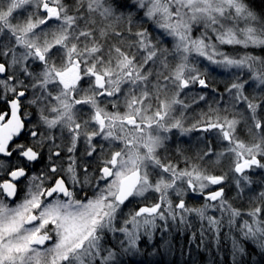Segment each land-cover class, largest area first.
I'll return each mask as SVG.
<instances>
[{
	"label": "snow or ice",
	"instance_id": "6c2138e0",
	"mask_svg": "<svg viewBox=\"0 0 264 264\" xmlns=\"http://www.w3.org/2000/svg\"><path fill=\"white\" fill-rule=\"evenodd\" d=\"M193 220L264 257V12L0 0V264H131Z\"/></svg>",
	"mask_w": 264,
	"mask_h": 264
},
{
	"label": "trees",
	"instance_id": "16d2710c",
	"mask_svg": "<svg viewBox=\"0 0 264 264\" xmlns=\"http://www.w3.org/2000/svg\"><path fill=\"white\" fill-rule=\"evenodd\" d=\"M250 4L258 14L264 12V0H250ZM217 78V80L221 79ZM199 229V222L193 220V227L188 229L187 234H183L182 229L178 233L175 228L171 233L163 236L157 233L154 242L145 241L140 245V252L137 255L126 259H130L131 264H231L230 241L222 235L218 250L216 242L211 234H208L204 244L200 245ZM193 232L196 233L194 241H192ZM165 241H169L171 246ZM249 252L251 255L246 259H256L259 264H264V257L258 255L251 246Z\"/></svg>",
	"mask_w": 264,
	"mask_h": 264
},
{
	"label": "rangeland",
	"instance_id": "374dc122",
	"mask_svg": "<svg viewBox=\"0 0 264 264\" xmlns=\"http://www.w3.org/2000/svg\"><path fill=\"white\" fill-rule=\"evenodd\" d=\"M213 75H215V74H213ZM218 79V78H217Z\"/></svg>",
	"mask_w": 264,
	"mask_h": 264
}]
</instances>
